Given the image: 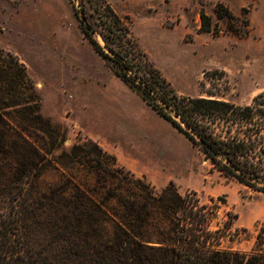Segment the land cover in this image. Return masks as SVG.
I'll list each match as a JSON object with an SVG mask.
<instances>
[{
  "label": "trees",
  "instance_id": "trees-1",
  "mask_svg": "<svg viewBox=\"0 0 264 264\" xmlns=\"http://www.w3.org/2000/svg\"><path fill=\"white\" fill-rule=\"evenodd\" d=\"M70 1L84 38L122 81L213 169L264 192V92L249 104L181 94L109 0ZM215 12L226 32L245 35L248 19L243 34L227 5ZM95 13L106 18L104 45L88 21ZM200 18V32L219 34L203 8ZM41 106L27 66L0 46V264H264V224L251 251L223 247L233 230L240 236L237 213L214 228L216 199L205 203L173 181L159 189L92 138L65 149L67 128Z\"/></svg>",
  "mask_w": 264,
  "mask_h": 264
},
{
  "label": "rangeland",
  "instance_id": "rangeland-1",
  "mask_svg": "<svg viewBox=\"0 0 264 264\" xmlns=\"http://www.w3.org/2000/svg\"><path fill=\"white\" fill-rule=\"evenodd\" d=\"M109 1L129 18L132 36L179 93L249 104L264 92V47L258 45V59L245 55L244 42L225 34L228 20L215 12L219 0ZM201 8L217 36L198 32ZM105 19L88 18L102 45ZM246 19L242 11L235 21L243 34ZM0 46L27 66L41 112L67 128L65 149L92 138L159 189L173 181L205 203L216 199L221 209L214 228L223 227L228 213L239 216L240 236L233 230L223 247L251 251L256 224H264V192L213 169L184 133L122 81L84 38L70 0H0Z\"/></svg>",
  "mask_w": 264,
  "mask_h": 264
},
{
  "label": "crops",
  "instance_id": "crops-1",
  "mask_svg": "<svg viewBox=\"0 0 264 264\" xmlns=\"http://www.w3.org/2000/svg\"><path fill=\"white\" fill-rule=\"evenodd\" d=\"M220 2L227 5L231 11L239 17L244 8L248 9L247 19L249 21V27L246 29V33L243 37H239L233 33H225L231 35L235 38L237 42H244L245 44V55H253V59H258V45L264 47V33H259V28L264 25V0H219ZM198 21V20H197ZM201 24V23H200ZM199 26L197 30L199 33H209L210 32H200ZM223 67H227V63L221 64ZM209 68V67H208Z\"/></svg>",
  "mask_w": 264,
  "mask_h": 264
}]
</instances>
